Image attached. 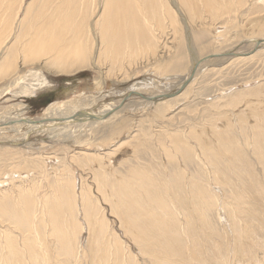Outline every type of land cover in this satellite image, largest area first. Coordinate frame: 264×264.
<instances>
[{"label": "bare ground", "instance_id": "bare-ground-1", "mask_svg": "<svg viewBox=\"0 0 264 264\" xmlns=\"http://www.w3.org/2000/svg\"><path fill=\"white\" fill-rule=\"evenodd\" d=\"M176 2L181 6H185L196 16V7L200 5L205 7L208 13L207 16H203V18L201 15L194 16L199 18L201 35L204 36L211 33L212 29L213 33L216 34L218 25H213L214 27H212L210 22L219 20L222 22L224 31L214 37L224 36V39H227L226 41L230 39L229 36L232 30L238 27V22L234 20L238 18L239 14L248 13L262 16L264 12V0H251L250 3H252L247 10L244 7H246L247 2L249 3V0H178ZM176 2L174 0L173 5ZM177 7L181 9L179 5ZM242 8L245 11L241 10ZM21 13L22 16L20 15ZM251 19L253 18L251 17ZM164 21H168L171 25L175 23L173 14L168 8V0H31L29 2H26V0H0V100L9 93V95L13 94L15 98L20 95L36 93L44 82L41 79V71L50 75L68 76L90 68L97 76L93 83L96 88L94 93H91L93 89L90 88L91 90L88 91V88L86 89L89 93L88 96L84 95L76 99L54 103L53 106L46 108L37 119L19 117L16 112L18 110L19 114L24 112L23 103H13V105L5 107V109L4 107L1 108L4 111L2 115L0 114V127L8 125L12 132L16 134H20V130L26 127L27 130L22 135L24 137L22 139L26 140L30 134H35L39 139L35 140L34 143L25 144L26 146L23 150L17 148L9 149L8 146V151L6 150L7 153H5L0 148V156L2 155L1 153L6 154L5 160L12 161L14 166L8 174L11 185L4 192L0 191V264H62L77 257L76 228L74 230L70 228L73 225L79 228V225H81L76 222L75 218V211L77 210L75 203L78 201V196L80 197L79 201L81 203L79 204L82 207L85 223L87 222L91 229L98 227L97 234L101 237L107 233V240L111 238L109 242H113V235L110 232H106L108 224L104 220L105 217L103 218L104 215H102L103 212L101 213L100 206L97 204L96 196L93 195V191L89 187L88 176L92 180V185H94L97 194L101 196L98 195L99 198L103 202H109L110 199L111 203H109L111 206H108L111 207L113 214L120 221L122 220V222H119L122 225L121 227L124 228V231H129V234L132 233L133 242L140 246L143 255L151 256L153 264H207L205 263L204 255L201 253L202 249L204 250L203 242H200L202 249L196 243L200 239L209 238L208 233L210 232L209 227L211 224L210 217H208V212L210 213V211L208 210H212L215 207L211 188L214 184L210 182L214 179L211 174L218 176L224 173V169L219 167V164L224 159L222 155L207 148L210 146L207 141L211 136L207 137V143L204 141L206 137L202 141L201 137L196 139V143L200 145L203 143L204 145H209L202 146L203 149L200 148L201 153H205L201 155L202 158L199 157L200 154H195L194 143L192 144L193 146L191 144L190 146L181 142L180 137L183 135L180 134V130H178L179 139L175 136L172 137V129L176 127L172 128L169 126L172 121L166 120V115L167 111L172 108V99L175 95L167 98H163L161 94L159 96L143 97L139 90L132 89L135 87L138 89V85L135 87L133 85L131 89H127L129 91L125 95L122 94L124 95L123 100L134 95L143 100L146 99L145 101L150 104L156 103V106L152 108L153 111L150 110L151 112L145 115L147 117L131 114L127 110L128 107L117 110V103L113 105L111 103H102V106L97 109L99 102L104 101L105 95L102 93V89L108 79L124 80L127 78L128 73L134 72L133 69H135L130 66L134 64L135 59H138L143 54H147L151 61L154 60L151 57L155 58L153 62L156 61L159 55L158 51L161 52L164 45L161 46L159 44L158 37L153 34L152 26L156 25L157 22L164 24ZM252 21L254 22L251 23H254L253 26H257V29H252L254 32L249 34L252 37L250 40L257 44L260 41L258 37L264 36V16ZM174 30L177 34V30ZM261 41H264V38ZM261 46L264 49V43ZM179 47L180 42L178 44ZM171 54L173 55V53ZM221 55L218 54L215 59ZM250 55L251 57L254 56L252 54L248 56ZM173 58L171 60H174ZM127 61L133 62L128 67V71L123 68L124 63L126 64ZM158 62H161V60ZM127 64L126 66L129 65ZM173 65L168 66L167 63L165 65L159 64L155 71L158 73L159 70L160 73L163 68L167 69ZM144 86L142 87L145 88ZM151 87L149 86L148 88ZM13 89H16L17 92L13 93ZM251 94L259 98L263 97L264 86L249 91V93L234 92L233 95L228 96L225 103L223 101L224 106L236 107L235 104L241 103L246 96L249 98ZM118 96L121 95L119 94ZM163 99L166 100L165 103L157 104L161 101L164 102ZM145 107L148 106H144V111ZM234 107L232 108L234 109ZM232 108L231 111H233ZM259 108L261 107L254 106L249 108L253 111L256 119H260L264 115V111H260ZM206 110L204 112L209 113V109ZM222 114L224 117L225 114ZM164 121L172 129L159 127L162 131L157 134V131L155 132L153 129V124L156 125ZM256 121H260L263 124L264 117ZM260 123L258 125L261 130L258 129L259 131L255 135L252 132L251 144L244 139L246 134L240 130L245 135L241 141L239 139L233 140L232 138L237 135L233 136L231 132L226 131L232 135V138L228 137L233 142H227L228 138L223 144L225 149L220 145L224 149L223 152L231 156L234 162H238L237 166H235L236 171L232 172L235 175L238 174L237 176L234 175V178L235 180L238 179L241 185L232 189L234 191L231 192L232 197L229 206L231 208V217L236 222L233 225L234 231L237 233L244 232L243 237L245 234L247 235V229L241 226L242 219L240 220L238 216L242 212H247L245 206L247 207L253 203L251 200L253 194L258 201L264 204V167L262 166L264 163L262 160L264 151L261 150L264 146V125L261 128ZM230 128L228 131H231ZM156 129L158 128L156 127ZM249 132L245 131V133ZM166 136L169 138L170 143L166 140ZM163 141H168V145H172L175 152L178 151V153L176 152L177 154L181 153L179 155L187 164H199V170L201 169L200 171L206 173V178H204V174V177L202 176L203 179H201L198 174L194 175L193 173L188 178V173L184 172L186 167H182L184 170L178 169L177 173L170 175L171 179L169 180L166 177L168 173L159 177L156 174L155 167L157 168V165L155 164L158 163L157 160V162L155 161L156 163H153L155 167L150 163H148V166L141 164L143 163V158L147 156L151 159L157 158L153 148L154 143L160 145L162 151L166 153L165 146L168 145H164ZM237 142H241V144L237 145ZM215 144L218 146L221 142H216ZM230 144L234 146L231 147ZM0 146L2 145L0 144ZM251 146L255 148L252 156L255 153L260 156H255L262 168V174L258 177L255 174L250 155L243 154L241 159L237 157V153L240 152L242 147L248 153V149ZM125 147L130 148L129 150L133 154L131 160L134 161V164H132L131 160H128L130 158L129 152H126L129 155L125 153L127 156L122 155L118 158L121 160V165L117 163L118 160L115 161L116 153ZM159 152L161 151L159 150ZM175 152L173 155L178 156L175 155ZM168 155H170L169 158H164L171 161L177 159L173 158V160L171 153L167 152L166 156ZM177 160L174 161V163L176 162L175 164L180 161L177 162ZM48 162L52 163V165L47 166L46 163ZM1 163L3 164V162ZM161 164L163 165L164 163ZM116 165L123 166V168L127 166L125 173H123L125 175H121L117 171ZM162 165L161 167H163ZM225 167L228 168L227 166ZM48 168H51L50 173L47 171ZM76 170L77 173L79 171H88V175L83 172V177L86 180L81 177L80 181L82 183L79 185V194L78 190H76L78 177L74 174ZM229 171L228 174L230 173ZM6 173L8 172H0V175H5ZM15 174L16 176L13 177ZM49 174L52 175V179L49 178ZM253 174L255 175L254 177L252 176ZM13 178L18 179V186L14 183L16 181ZM259 178L262 179L259 181ZM3 185L4 183L0 181V187ZM42 186L46 190L41 191ZM182 193L185 194L184 197ZM129 194L131 195L129 196ZM185 198L189 200V204L185 203L187 205L182 206L180 202ZM153 199L156 201H153ZM3 201L10 202L2 203ZM253 207L256 206L253 204ZM261 216L263 215L261 214ZM36 221L41 223L42 227L44 226L43 230H41L42 228L39 229L41 226L37 228L40 224L35 225ZM262 224L260 225L264 227ZM82 226L84 227V225ZM15 233L18 237L14 236ZM41 234L44 237H40L39 235ZM97 234L95 233V235ZM49 236L53 237L54 240L51 242L47 241ZM239 237L240 235L236 242H238ZM92 238L96 240L95 236ZM97 238L99 239V237ZM96 241L98 242V240ZM113 243L116 244V240ZM79 246L81 245L79 244ZM235 246L234 244L233 247ZM216 248L215 256H213L214 264L233 263L234 256L231 257L230 260L232 261L229 262V258L225 256L226 251L223 250L221 244L217 245L216 243ZM109 253H104L100 258L110 256ZM82 254L84 255V252ZM114 254L113 252L111 253V255ZM92 257L95 259L98 255L94 254ZM247 262L264 264V262L256 259H251ZM101 263L97 262L96 264Z\"/></svg>", "mask_w": 264, "mask_h": 264}, {"label": "rangeland", "instance_id": "rangeland-1", "mask_svg": "<svg viewBox=\"0 0 264 264\" xmlns=\"http://www.w3.org/2000/svg\"><path fill=\"white\" fill-rule=\"evenodd\" d=\"M29 1H31V0H26V2H29ZM176 1H178V0H175V2ZM250 1L251 0H249V3L248 2L246 3V5H245L246 7H244L245 10H247L250 7L249 5L252 3V2L250 3ZM173 3H174V0H172V1L168 0V8L170 9L171 13L173 14V17L175 19V23H173L171 25L170 23H168V21H164L165 22L164 24H159L157 22L156 25L152 26L153 34L156 37H158L159 42H160L159 44L161 46L164 45V46H162L163 47L162 51L161 52L158 51V54L160 56L158 55V58L156 59V61L153 62L155 60V58L151 57L152 59H154L151 61L150 58H148L147 54H143L138 59H135L136 61L134 60V64L135 63L137 65L139 64L138 66L136 64L135 65L132 64L133 62L127 61V63L129 65L127 63L126 64L128 66H126V64L124 63L123 68L125 70H127L128 67L132 64L130 67L135 68V69H133L134 72L128 73L127 78H125L124 80L123 79L118 80L116 78H114L115 80H112L111 78L108 79L106 81L105 85H103L104 88L102 89V93L105 96L106 95L107 96L106 97L104 96V101L99 102V104H98L99 106L97 107V109L100 108V106H102V103H108V104L111 103V105H113L114 103H117L118 107H119V108L117 107V110H120L123 108L126 109L128 107L127 110L131 114L139 115V116H142L145 118V117H147L145 115H147L148 113L151 112L150 110L153 111L152 108L156 106V103L150 104L149 102L145 101L146 99L143 100L140 97L134 96V95H131L128 97V99L123 100V96L127 93V91H129L127 89H129V88L131 89V87H133V85H134V87L138 85V89H137V87L132 88V89H136L137 91L139 90V93L143 97L144 96L150 97L151 95L152 96H159L160 94L161 95L174 94L175 97L172 99V108L167 111L166 120H171L172 122L169 124V126L172 128L176 127L175 128L176 130L170 128L167 125V123H165V121H164V122H160L156 125L153 124L154 131L155 132L157 131L156 133L158 134V132L160 133V131H162V129L160 130L159 127L160 128L163 127L164 129L165 128L166 129H172V133H171V134H173L172 137L175 136L178 139H179V137H178L179 132H181L180 134L183 135L180 137L181 142L188 144V145H190V144L192 145L194 143L193 144L194 146L193 145L192 146L194 147V149L196 148L195 154L196 155L200 154L199 157H201V155L203 153H205V152L201 153L200 148L203 149L202 146H205L207 144L204 145V143H203L200 145L199 143H196V139L201 137V141H202V139H204L206 137L204 139V141L206 142L209 139L207 142H208V144H210V146L207 145L209 147H207V146L206 147L209 148V150L211 149L210 151H212V152H215V151L218 152V154L222 155V158L225 159V162L223 159V162H221L219 164V167L224 169V173H222L218 176H214L211 174V177H213V179H214L213 181H210V182H211V184H214L211 186V188H212V195H213V198L215 200V207H213L212 210H208V211H210V213L208 212V214H209L208 217H210L209 219H210V224H211L209 227L210 232L209 233L207 232L209 238L200 239L198 242L196 241L197 242L196 244H199L201 246V249H202V245L200 244V242L201 241L203 242L204 250L202 249L201 253L205 257V263L214 264L213 263V260H214L213 256H215V253L217 250L216 243H217V245L218 244L222 245L223 250L226 251L225 256H227L229 258V262L232 261L230 259H231V257L234 256V259L232 261L233 263H229V264H251L250 262H247L248 260H251V259H254V260L256 259L257 261L260 260V261L264 262V230H263L264 227H262L260 225L262 223H263L262 225H264V222H263L264 221L263 220V218H264L263 217L264 216V204L262 202L258 201L254 194H253L254 198L249 194L251 196V200L253 203L248 205L247 207L245 206L247 212H244V213L242 212L238 216V217H240V220L242 219L241 220V226L243 228L246 227V229H247V235L245 234V236L243 237L244 232L240 233L238 231L239 233H237L234 231L233 225L236 224V222H234L232 217H231V208L229 206V203H230V199L232 197L231 192L234 191L232 189L237 188V186H240L241 183L238 182V179L235 180V178H234L235 174L232 172V171H236L235 166H237L238 162L237 161L234 162V160L231 156H229L228 154L223 152L225 149L223 146L224 141L227 140L228 138H229V140H227V142H233L232 139L233 140L239 139L241 141V139L245 137V135H243V133H244V134H246V137L244 139L248 140L251 144L252 141L250 139H252L253 133L255 135V133L257 131L261 130L260 126L258 124L260 123L259 120L263 119L264 115L262 117H260V119L258 117H257L258 119H256L253 111H251V109H249V108L250 107L253 108L254 106H259V107H261V108H259L260 111L263 112L264 111V96L261 98L254 96L252 94H251V96H249V98H247V96H246L243 99V101H241V103L240 102L237 103L238 105L235 104L236 107L232 106V107H234V109L232 107H225L224 103L228 99V96L233 95L234 92L249 93V91H252L254 89H257L259 87L264 86V49L261 48V47H263V46H261V44L263 45V43H264V41H261V39H263L264 36L258 37L260 39V41H259L260 44H258L259 42L257 44H254L250 40V39H252L251 35H249V34H252L254 32V30H252V29H257V26H253L254 23H251V22H254L252 20H258L260 17L264 16V12L262 13V16H260L259 14H248V13L243 14V15L239 14L238 18L234 20L235 22L236 21L238 22V27L236 29L232 30V32L229 36L230 39H228V41H226L227 39H224V36H218V38L214 37V36H217L218 33H219V35L222 34L224 31L222 28V22L219 20H217L216 22H210L209 21L210 25H212V27H214L213 25H215V26L218 25L217 30H216V34L213 33V29H212L211 33L206 34L204 36L201 35L200 32H202V31H199V25H200L199 18H195V17L201 15V17L203 18V16H207L208 13H207V9L205 7H203L199 4L200 6L196 7L197 8V11H196L197 16H196V15H193V13H191V11H189L185 6H183V5L181 6L177 2L174 5H173ZM178 5L181 7V9H184V10H181L179 7H177ZM175 6H176V8H175ZM244 9L242 8L241 10H244ZM204 14H206V15H204ZM20 15L22 16V13ZM251 17L253 19H251ZM248 20H250V21H248ZM250 25H252V26L250 27ZM174 29L177 30V34L175 33ZM250 29H251V31H250ZM166 32L168 33V35L169 34L170 35L168 36ZM178 41L180 42L179 48H178V44H179ZM170 52L173 53L174 56ZM165 54H166V56H165ZM218 54H222V55L220 57H218L217 59H215V56H217ZM225 54H229V55H225ZM249 54H252L256 57H254V56L251 57V55L248 56ZM243 55H245V56L243 57ZM171 57L172 58L174 57L173 58L174 60H171L172 59ZM179 58H181V59L179 60ZM160 60H161V62H158ZM173 61H175V62L173 63ZM182 62H183V65H182ZM155 63H158V64H155ZM164 63L165 64L167 63L168 66H171L172 64H174L175 66L173 65L172 67H169L167 69L163 68V71L161 70L160 73H159V70L157 69L158 70V73H157V71H155V68L159 64L165 65ZM144 66H146V67H144ZM194 68H196V69H194ZM88 69H89V71H88ZM164 69H165V72H164ZM90 71H91L90 68H87L85 70H80L79 72L72 74V75H68V76H66V75H55V74L50 75L47 72L41 71L40 72V73H42L41 79L44 82H43V85H41L40 90H37L38 92L36 91V93L25 94L24 96L20 95V96H17L16 98L13 97L12 93H11L12 95H9L10 93L4 95L2 97V99L0 100V111H1L0 114L2 115L5 107H9L10 105H13V103H23L24 106L22 108H23L24 112L21 114H19V110L16 112L19 115V117L37 119L46 110V108L53 106L54 103L55 104L61 103L64 101H68L69 99H74V98L76 99L77 97L84 96V95L88 96L89 95L88 91H90L91 89H93V91L91 90V93H94V91H96V88H95L93 83H94V80L97 78V76H96V73L94 71H91V72ZM42 76L43 77L45 76V77L43 78ZM73 78H75V80H73ZM184 82L187 83L185 86H183ZM142 83H144V84H142ZM149 83H150V85H149ZM142 86H144L145 88H143ZM149 86L150 87L152 86V87L148 88ZM86 89H88V91ZM142 90H144V91H142ZM12 91H13V93L17 92L16 89H13ZM114 91H116L115 95H114ZM109 92H111L110 93L111 95L109 94ZM182 93L187 94V95L184 96V94H182ZM221 93H222V95H221ZM119 94L121 96H118ZM122 94H124V95H122ZM175 99H176V101H175ZM219 100H221V101H219ZM165 101L166 100H164V102L161 101L157 104L165 103ZM223 101H224V103H223ZM249 102H252V103H249ZM244 103H246V104H244ZM144 106H148V107H145L146 108L145 111H144ZM149 106H151V107H149ZM217 106H219V107H217ZM3 107H4V109L1 110V108H3ZM231 108L233 111H231ZM206 109L210 110V111L208 110L209 113H205L207 111ZM218 109H219V111H218ZM200 111H201V113H199ZM242 111H243V113H245L247 115H245V114L243 115ZM133 112H135V113H133ZM212 113H214L215 115ZM222 113L225 114L224 117H223ZM220 114H222V115H220ZM209 115H211V116H209ZM218 115H219V117H218ZM185 117L186 118L188 117V118L186 119ZM222 118H224V119H222ZM255 119L258 120L259 122H257ZM194 122H195V124H194ZM191 123H192V125H191ZM239 125H242L243 127L239 126ZM260 125L262 128L264 123L262 124V122H261ZM156 127L158 129H156ZM213 127H216V128L213 129ZM227 127H228V129H226ZM254 127H256V128H254ZM0 128H1L0 144L2 145V146H0V148L3 150V152L5 151V153H7V151H8V146H9V149L17 148V149L23 150V148L26 146L25 144L34 143L35 140L39 139L38 137H36L35 134H32V135L30 134L27 139L25 138L26 140L22 139V138H24L22 135L27 130L26 127L24 129H21L22 131L20 130V134H16V133L12 132V130L10 129V126H8V125L1 126ZM229 128L231 129V131H228ZM178 130H180V131L178 132ZM246 130H247V132H249V131L250 132L245 133ZM226 131L229 133L231 132L233 136L237 135L239 138L237 136H234L235 138H232V135L227 133ZM2 135H3V138H2ZM186 135H187V137H186ZM209 135L213 138L210 137L207 139V137H209ZM188 136H189V138H188ZM218 136H219V138H218ZM220 136H221V138H220ZM228 136H230L232 139ZM247 137H249V138H247ZM166 138H167V136H166ZM193 138H195V139H193ZM189 139H191V140H189ZM9 140L11 141V143ZM166 140H168L170 143L169 138H167ZM168 141H163L162 143L164 145H168ZM213 142L214 143H216V142L220 143L221 142V144H219L218 146L220 147V145H222L224 149H222V146L219 148L216 144L214 145ZM195 143L198 145H196ZM212 143H213V145H212ZM238 144H241V142H237V145ZM195 145H196V147H195ZM154 146H153V148L155 150L154 152H155L157 158L156 159L153 158L154 159V161H153V159H151L149 156H147L146 158H143V163H141V164H145L148 166V163H150L153 165V167H155V165H157V168L155 167V172H156V174H158V177L162 176L163 174L168 173V175H166V177L170 180L171 179L170 175L177 173V171H179V170H184V168H182V167H186L184 172L188 173V178L191 176L190 174L193 173L194 175L198 174L200 176V178L203 179L202 176L204 177V175L206 173H203L202 171H200L201 169L199 170V164H197V163H191V165L189 163L187 164V162H185V160L183 158H181V155H179L181 153L177 154L178 151H176L177 152L176 153L174 150V147L172 145L165 146L166 147V153L167 152L171 153V157L173 156L172 159L177 158L178 159V160L176 159L177 162L180 160L182 163L179 161V163L175 164L176 162L174 163V161H176V160L173 159L174 161H171L170 159H168V160H167V158L165 159L164 157L169 158L170 155L166 156V153L164 151H162V148H160V145L154 143ZM230 146L232 147L234 145L230 144ZM233 148H235V147H233ZM251 148H253V149H251ZM251 148H249L248 153H246L244 148L242 147L240 149V152L237 153V157L241 159L243 157L242 156L243 154L250 155V157H252V163H253V168H254L255 174L258 177L262 174V171H261L262 168H261V165L259 164V160L258 161L256 160L257 159L256 157L258 156V154L255 153L256 155L254 154V156H252V153L255 151V148L252 146H251ZM129 149L130 148H126V147L123 149H120L115 155V161L118 160L117 163H120V165H121V160H119L118 158L122 155H124V156L129 155V154H127L128 152L130 153V155H129L130 158L128 160H131L132 159L131 156L133 157V154H131L132 152ZM158 149L161 152H159ZM157 150H158V152H157ZM172 150H174V151H172ZM234 150H236V149H234ZM261 150L264 151V146L261 148ZM174 152L176 153L175 155H178V156H174L173 155ZM206 152L209 153L208 151H206ZM1 154L2 155L0 156V161L3 162L4 165L0 162L1 163L0 164V168H1L0 172L1 173L8 172L5 175H3V174L0 175V181H2L4 183V185L2 187H0V191L4 192L6 190V188H8L11 185V181L9 178L10 176H8V174L11 171V169H13L14 166H13L12 161L10 162V161L5 160L7 157L6 154L5 155L3 153H1ZM263 156H264V154H263ZM258 157H260V156H258ZM258 159H260V158H258ZM156 160L158 161V163H160L159 166H158V163H156L157 162ZM262 160L264 161V158ZM131 161L133 162L132 164H134V161L133 160H131ZM154 162L156 163L155 165L153 164ZM183 162H184V164H183ZM161 163H164V164L162 165ZM167 163H169V164H167ZM173 163L175 164V166ZM8 164H10V165L8 166ZM180 164H182L183 166ZM46 165L50 166V165H52V163L48 162V163H46ZM118 165H116V167H115L118 169L117 171H119V173H121V175H125L123 173H125V169L127 168V166H126V168L125 167L123 168V166L121 167ZM161 165L163 167H161ZM221 165H222V167H221ZM225 166H227L228 168H226ZM262 166L264 167V163L262 164ZM160 169H162V170H160ZM47 171H48V173H50L51 168H48ZM162 171H164V172H162ZM228 171L230 172L229 174H228ZM83 172H85V174L87 173V175H88L87 170L83 171ZM83 172L79 171L77 173V170H76L74 173L76 175V177L77 176L79 177V178L77 177V180H76L77 181L76 182V184H77L76 190H78V194L80 193L79 192V187H80L79 185H81V183H82L80 181L81 177L83 180H86L83 177ZM221 175H222V177H221ZM237 175H235V176H237ZM15 176H16V174L13 177H15ZM252 176L254 177L255 175L253 174ZM215 177H217V178H215ZM49 178L52 179L51 174H49ZM204 178H206V175ZM13 179H14V181H16L14 183L18 186L19 185L18 179L17 178H13ZM260 179H262V178H259V181H260ZM87 181L89 183V187L91 188V191H93V195L96 196V199H97L96 201H97L98 206H100L101 213L102 212L104 213V214L102 213V215H104L103 218L105 217L104 220L108 224L106 232H110V234L113 235V237H114L113 242H114V240H116V244H114L113 242H109V241H111V238L107 240V237H108L107 233L103 234V236H102L103 240H102V237L99 234H97L98 233V231H97L98 227H96V228L94 227V229H91V226L90 225L88 226L87 222L85 223V220H83L84 218H83V214H82V210H81L82 207H81V204H79V203H81V201H79L80 197L78 196V198H77L78 201H76V203H75V207H77L76 208L77 210L75 211V218H76V222H79L81 225H79V228L74 227L75 225H73L74 228L73 227L70 228L71 230H74L76 228L75 229L76 230L75 235L77 237V242H78V244L76 246L77 247L76 252H78V254H77V257H74V259H71L69 262H65L62 264H96L97 262H102L101 264H104V263H108V264H131L134 262H136L134 264H140V263L141 264H153V259L150 258L151 256L143 255L141 253L140 246H138L137 244H135L133 242V240H132L133 235H131L132 233L130 232L131 234H129V231H127V230L124 231V228L121 227L122 225H120L119 222H122V220L120 221V219L117 218L113 214V212L111 211V207H109V206H111L110 205V203H111L110 199H109L110 203L107 201L103 202V200H101V198H99L100 195L97 194L94 185H92V180L89 178V176L87 177ZM116 186H117V184H116ZM41 188H42L41 191L46 190L43 186ZM130 195L131 194H129V196ZM129 196H127V197H129ZM184 196H185V194H183V197ZM153 201H156V200L153 199ZM8 202H10V201H3L2 203H8ZM185 203L189 204V200L186 198L182 199L180 202V204H182V206H184V205L186 206L187 204H185ZM253 204L256 207H253ZM257 206H258V208H257ZM243 207H244V205L242 206V210H243ZM211 212H212V215H211ZM261 214L263 216H261ZM117 219H119V221H117ZM242 221H243V223H242ZM36 222H35V225L40 224L37 226V228L41 226L39 229L42 228L41 230H43L44 226L42 227L41 223H38V222L36 223ZM257 223H259V224H257ZM82 225H84V227ZM126 232H128V233H126ZM95 233L97 235H95ZM245 233H246V231H245ZM92 234H93V236H95V239L98 240V242L96 240H94V238H92L93 237ZM239 235H240V237L237 240L238 242H236V239L238 238ZM14 236L18 237L16 235V233ZM39 236L44 237V235L42 236V234ZM97 237H99V239ZM47 238H48L47 241H49V242L54 240V238L51 236H49ZM89 239L90 240L93 239V240L90 241ZM79 244L81 246H79ZM234 244L236 245L235 247H233ZM113 245H114V247H113ZM81 250L84 252V255L82 254L83 252ZM112 252H113V254L114 253L115 254L111 255ZM104 253H109L110 256H107V257L104 256V258H100V256L103 255ZM94 254L98 255V257L95 259H93V257H92ZM240 257H244V258H240ZM247 258H251V259H247ZM146 260H148L149 262Z\"/></svg>", "mask_w": 264, "mask_h": 264}, {"label": "water", "instance_id": "water-1", "mask_svg": "<svg viewBox=\"0 0 264 264\" xmlns=\"http://www.w3.org/2000/svg\"><path fill=\"white\" fill-rule=\"evenodd\" d=\"M73 80H75V78H73ZM186 82H184L183 86H185L187 84ZM169 96H174V94H171V95H162L163 98H167Z\"/></svg>", "mask_w": 264, "mask_h": 264}]
</instances>
